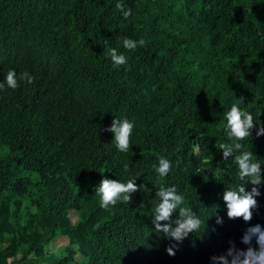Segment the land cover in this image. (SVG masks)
I'll return each instance as SVG.
<instances>
[{
	"label": "trees",
	"instance_id": "16d2710c",
	"mask_svg": "<svg viewBox=\"0 0 264 264\" xmlns=\"http://www.w3.org/2000/svg\"><path fill=\"white\" fill-rule=\"evenodd\" d=\"M109 48L127 63L114 67ZM0 83V264H220L233 244L247 250L246 229H264V166L252 219L230 220L223 192L241 181L219 148L240 97L264 127V0H0ZM115 118L134 125L128 153L104 130ZM240 143L264 164V135ZM134 177L130 204L100 207L102 179ZM161 186L204 221L182 242L154 229ZM58 237L68 247L47 253Z\"/></svg>",
	"mask_w": 264,
	"mask_h": 264
},
{
	"label": "clouds",
	"instance_id": "9594fccd",
	"mask_svg": "<svg viewBox=\"0 0 264 264\" xmlns=\"http://www.w3.org/2000/svg\"><path fill=\"white\" fill-rule=\"evenodd\" d=\"M116 8L127 19L131 14V8H125L122 3H117ZM146 42L144 39L134 41L130 38L123 39V47L127 50H135L137 47H144ZM108 56L114 67H119L127 63V57L118 53L115 48L107 49ZM34 77L24 72L20 75L19 80H24L28 84L33 83ZM6 84L8 88L16 89L19 82L14 70H9L6 76ZM5 88L4 83H0V90ZM244 97H240L238 104H234L230 111L225 115L227 124L226 131L232 143H221L219 148L222 151L224 160L234 157V162L238 166V175L241 184L238 187H229L223 192V202L227 209L228 219L242 218L244 222L252 219L253 209L257 207L255 197L260 195L258 187L261 183V169L264 164L262 160L254 157L252 151L245 149L240 143L252 137L253 129L256 130V136L264 135V127L258 118H254L250 112L242 110ZM134 125L128 119L115 118L111 126L104 129L113 134L116 148L123 153L130 152L131 136ZM155 171L159 177H166L171 171V162L166 158H160L158 167L154 165ZM138 177L129 179L126 183L118 180L102 179L100 184L95 188V194L100 198V207L108 209L114 207L118 202L130 204L131 195L141 188H138L135 181ZM251 184V191L245 190V185ZM147 190V189H145ZM155 196L159 198L154 209L152 223L154 229L158 233H163L164 237L175 241L182 242L190 233L198 232L204 221L200 219L196 213L184 204V196L178 194L175 186H161ZM173 213H178L173 220ZM161 222H164L163 224ZM217 224L222 223V218L217 217ZM62 238V237H59ZM65 239V238H63ZM253 239H255L256 248L252 247ZM67 242V240H66ZM241 242L248 245L246 251L235 248L233 244L227 253V256L213 257V260L220 261V264H264V229L260 225H255L246 229ZM231 243V242H230ZM175 245H170L166 251L169 255H174ZM228 257H231L229 261Z\"/></svg>",
	"mask_w": 264,
	"mask_h": 264
},
{
	"label": "rangeland",
	"instance_id": "374dc122",
	"mask_svg": "<svg viewBox=\"0 0 264 264\" xmlns=\"http://www.w3.org/2000/svg\"><path fill=\"white\" fill-rule=\"evenodd\" d=\"M67 247L68 243L66 242V239L60 240L58 237L49 242V244H47L44 249L47 253H51L56 256H61Z\"/></svg>",
	"mask_w": 264,
	"mask_h": 264
},
{
	"label": "crops",
	"instance_id": "0c3cea01",
	"mask_svg": "<svg viewBox=\"0 0 264 264\" xmlns=\"http://www.w3.org/2000/svg\"><path fill=\"white\" fill-rule=\"evenodd\" d=\"M60 240L62 239L63 240V238H59ZM65 240V239H64Z\"/></svg>",
	"mask_w": 264,
	"mask_h": 264
}]
</instances>
